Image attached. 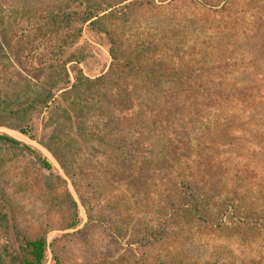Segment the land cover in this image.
Returning <instances> with one entry per match:
<instances>
[{"label":"trees","instance_id":"16d2710c","mask_svg":"<svg viewBox=\"0 0 264 264\" xmlns=\"http://www.w3.org/2000/svg\"><path fill=\"white\" fill-rule=\"evenodd\" d=\"M16 1L0 0V45L12 68L0 65V127L42 145L83 204L78 176L97 158L98 143L111 156L159 160L172 191L162 199L168 217L192 212L215 221L230 202L237 218L257 217L246 202L250 185L228 181L235 155L225 154L237 139L225 131L264 122V18L240 34L199 30L195 20L194 31L180 20L158 34H137L129 29L143 0H28L22 10ZM90 42L107 52L106 72L87 76L76 68L70 76L67 66L82 64ZM0 146L28 153L65 183L33 146L5 133ZM67 196V228L75 229L81 219ZM48 233L26 235L0 186V264H64Z\"/></svg>","mask_w":264,"mask_h":264},{"label":"rangeland","instance_id":"374dc122","mask_svg":"<svg viewBox=\"0 0 264 264\" xmlns=\"http://www.w3.org/2000/svg\"><path fill=\"white\" fill-rule=\"evenodd\" d=\"M23 1L28 0H17L15 9L22 10ZM138 7V19L129 29L137 34H158L180 20L187 30L197 27L211 32L217 28L240 34L249 32L256 19L264 18V0H143ZM192 20L198 21L196 27H191ZM90 43L82 64L67 66L70 76L76 68L87 76L106 72L107 52ZM4 56L8 53L0 45V65L12 69ZM243 116L242 122L249 121V114ZM2 131L37 145L16 130L0 127ZM225 132L237 139V148L225 154L235 155L228 167V181L241 178L250 185L246 202L257 214L250 221L236 217V203L232 202L215 221L192 212H173L168 217L170 211L162 209V199L172 191L165 186L159 160L111 156L98 143H93L92 150L97 158L84 165L78 176L85 180L84 204L73 187L41 170L28 153L2 146L0 186L8 193L22 231L30 237L48 231L49 243L55 239L64 264H264V194L260 198L264 193V122ZM129 167L133 172L127 174L123 169ZM68 193L76 201L81 219L75 229L67 228L72 217Z\"/></svg>","mask_w":264,"mask_h":264},{"label":"water","instance_id":"95a60500","mask_svg":"<svg viewBox=\"0 0 264 264\" xmlns=\"http://www.w3.org/2000/svg\"><path fill=\"white\" fill-rule=\"evenodd\" d=\"M0 133H5V134H7V135H9V136H11L12 138H14V139H16V140H18V141H20L19 139H17L16 137H14V136H12V135H10L8 132H4V131H2V132H0ZM19 135H21L22 137H24V138H27V137H25L24 135H22L21 133H19ZM27 139H29V138H27ZM30 140V139H29ZM30 141H32V140H30ZM20 142H22V141H20ZM34 143H36L37 145L34 147V148H36L37 150H39L50 162H51V164L56 168V170L59 172V174L64 178V180L66 181V183L68 184V186L70 187H72V185H71V183H70V180L65 176V174H64V172H63V170L61 169V167L59 166V164L57 163V161L53 158V156L42 146V145H40L37 141H33ZM23 143V142H22ZM25 144V143H24ZM26 145H28V144H26ZM29 146H32V145H29ZM76 202V201H75ZM47 242L49 243V236L47 237ZM51 256H50V252H49V258H50ZM47 264H49V262L47 263Z\"/></svg>","mask_w":264,"mask_h":264}]
</instances>
